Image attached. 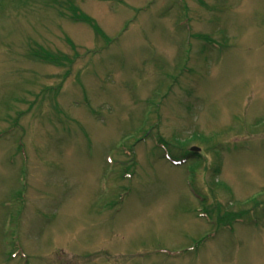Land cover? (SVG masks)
Wrapping results in <instances>:
<instances>
[{
  "label": "rangeland",
  "instance_id": "374dc122",
  "mask_svg": "<svg viewBox=\"0 0 264 264\" xmlns=\"http://www.w3.org/2000/svg\"><path fill=\"white\" fill-rule=\"evenodd\" d=\"M0 264H264V0H0Z\"/></svg>",
  "mask_w": 264,
  "mask_h": 264
},
{
  "label": "trees",
  "instance_id": "16d2710c",
  "mask_svg": "<svg viewBox=\"0 0 264 264\" xmlns=\"http://www.w3.org/2000/svg\"><path fill=\"white\" fill-rule=\"evenodd\" d=\"M71 10H73L72 12H76V10L73 7V4H71Z\"/></svg>",
  "mask_w": 264,
  "mask_h": 264
},
{
  "label": "water",
  "instance_id": "95a60500",
  "mask_svg": "<svg viewBox=\"0 0 264 264\" xmlns=\"http://www.w3.org/2000/svg\"><path fill=\"white\" fill-rule=\"evenodd\" d=\"M197 149H198V147H197ZM197 149H194V150H197Z\"/></svg>",
  "mask_w": 264,
  "mask_h": 264
}]
</instances>
